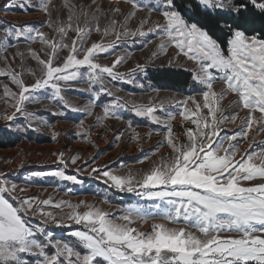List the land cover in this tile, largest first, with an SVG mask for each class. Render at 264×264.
I'll list each match as a JSON object with an SVG mask.
<instances>
[{"label":"snow or ice","instance_id":"snow-or-ice-1","mask_svg":"<svg viewBox=\"0 0 264 264\" xmlns=\"http://www.w3.org/2000/svg\"><path fill=\"white\" fill-rule=\"evenodd\" d=\"M120 3L110 0L105 10L97 0L88 5L63 0L67 11L62 16L54 15L52 0H6L5 8L35 9L47 19L41 27L0 28V77L8 80L0 84L12 109L0 115L12 122L0 133L16 129L18 115L34 119L28 105L45 98L86 115L100 103L105 120L122 119L119 113L127 108L162 134L144 159L165 147L169 155L140 175L116 174L107 166L91 171L110 188L155 202L151 207L156 211L145 213L137 206L115 215L87 202L20 196L18 185L0 173V264H264V142L256 145V136L248 140L253 130L257 136L264 132V0H123L127 12ZM93 34L99 40H92ZM36 43L39 49L32 47ZM136 43L141 50L155 45L152 57L122 72L131 58L127 46ZM161 56L166 59L156 64ZM106 57L111 63L101 62ZM27 59L34 68L26 66ZM152 66L187 72L191 90L180 100L154 98L139 104L113 90L121 82L143 88L137 76L148 77ZM81 83L86 86L80 88ZM70 91L89 92V104H73ZM101 96L112 99L105 104ZM228 96L234 97L229 107L236 108L230 113L223 105ZM241 112L246 113L242 118ZM177 117L191 125L182 128L183 140L174 129ZM238 119V130L225 128ZM129 128L143 151L140 133ZM80 129L77 136L89 135L82 122ZM244 143L249 149L242 153ZM79 159L65 161L59 154L65 168ZM33 175L80 182L62 170ZM46 207L70 211L57 216ZM33 217L39 222L32 223ZM157 217L177 227L154 223L149 232L133 227ZM49 225L79 227L65 239L57 238Z\"/></svg>","mask_w":264,"mask_h":264},{"label":"rangeland","instance_id":"rangeland-1","mask_svg":"<svg viewBox=\"0 0 264 264\" xmlns=\"http://www.w3.org/2000/svg\"><path fill=\"white\" fill-rule=\"evenodd\" d=\"M34 4H38L39 0H33ZM53 5L55 6L56 13L55 14H61L62 16H66V9L62 8L63 0H52ZM72 3L76 5L80 4H91L92 0H72ZM97 3L101 4L102 7L107 10L110 5V0H97ZM6 0H0V28L4 26H10V25H33L35 27H41L42 23L47 19L46 15L36 11L35 9H28L27 11L20 9L19 7H11V8H5ZM125 12L128 11L127 6L123 3V0H121V3L119 5ZM7 13V14H6ZM145 13H139L138 15L143 16ZM155 19V15L153 16ZM122 19V17H120ZM106 22V21H105ZM132 26H136V21L132 22ZM44 31L48 32L49 29L46 27L43 28ZM92 40H99V36L97 34H93L91 37ZM21 50L25 48V44L21 43L20 45ZM33 48L39 49L40 45L38 43L32 45ZM155 48V45H150L147 48H144L141 50V45L139 43L136 44H130L127 46L126 51L130 55V59L125 62L121 67L120 70L122 72H128L130 71L137 62H145L149 61V58L152 57L153 50ZM13 52H15V49L12 48L9 50V55H11ZM171 52L169 53V55ZM166 59V57L161 56L159 59H156V64L161 63L162 60ZM112 58L106 57L101 60L102 63H111ZM26 66L28 67H35V62L31 59L26 60ZM19 65V60L13 64V67H17ZM0 67H3V64H0ZM155 69H166V68H156L155 66L150 67L149 70H155ZM29 83L32 80V77L30 75H25L24 77ZM0 80H2L4 83H8L7 78L0 77ZM137 80L139 83L143 84L145 81V77L140 78L137 76ZM144 80V81H143ZM149 83V89L145 91L144 87L139 89L144 92L139 91H133L129 92L126 89H121L120 85L115 84L114 91L117 92V94L124 99L128 101H134L136 103H148L149 101L153 100L154 98L158 99H170L175 98L177 100L183 99L186 95L174 91H163L155 88L150 82ZM86 85L83 83L80 84L79 87L84 88ZM9 87L12 88L14 91L15 86L11 85L9 83ZM109 87H113L111 84H109ZM222 87V85L217 84L216 88L219 89ZM72 92V91H70ZM83 92V91H78ZM69 96V94H68ZM69 99V98H68ZM112 99V98H111ZM111 99H106L104 96H101L102 103H108ZM234 99L233 96H228L223 101V105L225 106L226 113L234 112L236 111L235 107H229V102ZM75 100V101H73ZM72 103L79 107H85L89 104L90 99L88 97H83L82 100L73 98ZM54 104H57L55 101L49 100V99H43L40 103H31L28 105V111L32 112L35 116L32 120H25L23 116L17 117L15 124L16 129H13L10 134H7L11 136L12 138L19 139V142L13 147V148H7L2 149L0 148V173L6 175L8 177L9 183H15L18 185V195L20 196H26V197H39L40 200L45 199H52L54 203L61 201L63 198V193H82L81 190L86 189L87 187L91 188L95 185V178L93 176L95 173L91 171V169L98 168L100 166L101 169H105L107 166L108 170H112L110 168H116L120 164L127 165L129 163H133L134 160L138 159L139 157L146 155H149L152 153V150L156 149L158 146V142L162 139V134L157 135L153 132V129L157 128L156 126H153L150 129L148 128H135L136 132L140 133L141 137V143L143 148H145L143 151H140L137 153L136 157H120V156H128L129 154L136 152L138 150V144L135 142V140H131V145H134L135 147H132V150L128 151L129 154L126 155L123 154V152L116 150L111 151L110 150V144L107 145V141L109 140H97V145H94L93 141H90V135L91 132H94L98 129V126L102 125L103 122L107 121L103 119V113H102V107L95 106L91 115H83L84 118L81 122L83 123V131H86L89 133L87 136H77L75 133L70 132V138L71 139H77L80 141V144H68L65 141L67 140V136L65 133L67 132L66 127L60 123L61 116L56 115L54 113L62 112V108L60 106H55ZM173 111H177V109L173 108ZM12 109L7 103V98L3 97V85L0 84V115L5 113H11ZM246 113L241 112L240 116L241 118L245 116ZM22 119V120H21ZM60 119V120H59ZM19 121V122H18ZM81 122H75L73 126L80 125ZM6 123H12L4 120H0V128H3V126ZM29 123L31 124V127H28ZM59 123V124H57ZM73 123V122H72ZM57 124V125H56ZM174 129L176 132L182 131L183 127H189V125H184L181 123V119L178 117L175 121H173ZM56 125L55 127H53ZM62 127H61V126ZM72 126V127H73ZM240 120L238 119L236 123H226L225 128L230 129L231 131H236L240 128ZM132 130V129H131ZM30 131H32L30 133ZM79 131L81 129L79 128ZM152 133V135L148 136L149 133ZM55 133V136H54ZM120 134V133H119ZM1 135H5L3 133H0ZM127 135L132 136V131L129 133H124L122 138L124 141H126ZM256 136V145H260L261 142H264V132H261L258 136L255 133V130L249 135L248 140L251 141L252 137ZM102 137V135H101ZM181 137V140L184 139L183 134ZM146 142H145V141ZM86 141V142H85ZM110 141L116 146L120 139L117 140L116 138L110 139ZM133 143V144H132ZM123 145L126 144V142H122ZM113 145V146H114ZM254 145V146H256ZM100 146V148L98 147ZM76 149V150H75ZM249 149V144L244 143L240 149V151L243 153L244 151ZM100 150V151H99ZM141 150V149H140ZM98 151L100 153H98ZM170 150L168 148H160L158 153L151 154L150 158L147 161V170L153 166L154 163L158 162L161 157H166L169 155ZM63 153L64 156L70 155L71 153H74L69 158H73L76 156H79L80 159L77 160V163L75 165L68 163L67 167L65 168L63 165L59 162V154ZM140 155V156H138ZM102 159H101V158ZM120 157V158H119ZM65 158V157H64ZM100 158V159H99ZM119 158V159H118ZM68 159L67 161H69ZM99 159V160H98ZM116 159L115 161H113ZM98 160V161H97ZM96 162V164H95ZM104 164V165H103ZM145 166V165H144ZM31 167H36L32 171L28 170L31 169ZM146 167V166H145ZM45 168H54L53 171L62 170L65 171L66 174L74 175L77 177V179L80 181L79 183L73 184L70 181H63V180H49V182L52 184H40L43 182V178L41 176H32L33 173H37L40 171V173H47L51 170L44 171ZM83 169V170H80ZM27 170V171H26ZM43 170V171H42ZM130 173L132 175H140L142 168L141 167H135L132 169H129ZM146 170V171H147ZM51 171V172H53ZM145 172V171H144ZM142 172V174L144 173ZM120 175H127V171H123L121 173H118ZM97 179H101V177L95 176ZM47 182V181H45ZM19 188H26V191L19 192ZM70 190V191H69ZM61 195V196H60ZM134 198L133 201L127 202V207H142L145 210V213L147 212H155L156 210L151 207V205L155 202L144 200L135 194L132 195ZM89 204H94L96 207H101L105 211L119 215L121 212H118L117 210L112 211V209L107 208L106 206L95 202H89ZM46 211H52L57 216L65 215V213H57L54 207H46ZM70 210V209H68ZM80 211H82L80 209ZM39 217H33L32 223H38ZM154 223H167L163 219L157 217L156 219L149 218L147 223H137L134 224L133 227L139 228L143 232H149L153 226ZM168 227H177L175 224L167 223ZM79 226L72 225L71 227H68V229H63L62 233H57V229H59L56 225H49V228L51 231H53L54 235L57 238L63 237L65 239H70L66 234L69 233L72 230H75ZM66 230V231H65Z\"/></svg>","mask_w":264,"mask_h":264},{"label":"crops","instance_id":"crops-1","mask_svg":"<svg viewBox=\"0 0 264 264\" xmlns=\"http://www.w3.org/2000/svg\"><path fill=\"white\" fill-rule=\"evenodd\" d=\"M116 84L120 85L121 89H126L129 92L139 91L140 90L138 84H125V83H122V82L121 83H116ZM144 89H145V91L148 90L149 89V85L145 83L144 84ZM140 92H144V91L140 90ZM83 97H88L90 99L91 98V94L89 92H84V91L83 92L72 91V92H69V96L67 98H69L71 100V102H72L73 98L82 100ZM108 98L111 99V97H108ZM108 98H106V99H108ZM73 101H75V100H73ZM54 105L56 107L59 106L58 104H54ZM96 106L102 107L100 103H97ZM62 112L64 114L60 115V116H61V121H63V122H60V123L63 125V128H64V126H67L66 127L67 132L65 133V135L68 138L67 140L65 139L64 142H66L68 144H73V145L80 144L81 143L80 141H78L77 139H71L69 136H70V132L72 134L73 133L77 134V132L79 131L80 125H75V126H73V125H74L75 122L79 123L83 119H86L83 116L85 114L83 112H71L69 110H64V109L62 110ZM102 113H103V109H102ZM119 115L122 117V119H119V120H117V119H107V121L103 122L102 125L98 126V129L95 131V133L91 132L90 141L94 140L93 141L94 145H97V143H98L97 140L98 139L100 141L104 140V139L105 140L107 139V140H109V141L106 140L107 141V145L109 146V144H110V150L108 151V153H110L111 151L119 150L120 152L122 151L123 154H125L124 152H126V149H127V152H126V155H127V154H129L128 151L132 150V147H135L134 145H131V143H130V141L133 140L132 136L127 135L128 140L126 139V141H124V139L122 138L124 133H129L130 131H132L131 128H129V124H131L134 128H139V127L145 128L146 127L148 129H150L151 127L153 129V126H156V125L151 124L149 121H147V120H145L143 118L136 117L127 108L121 110ZM27 121H29V120H27ZM57 124H59V123H57ZM56 125H54L53 127H55ZM189 126H191V125H189ZM119 133L122 134V135L120 136L119 143L115 146L110 141V139L116 138V136ZM177 134L182 136L183 133H182V131H180V132H177ZM101 135H102V137H101ZM122 142H126V144L123 145ZM98 147L100 148V146H98ZM138 147H140L139 144H138ZM140 149H141V147L138 148V150L136 152H133V153L129 154L128 156H125V155L123 156L122 155L120 157H132V158L136 157L137 153H139L141 151ZM144 149L145 148H143V150ZM99 151H98V153H100ZM73 154L74 153H71L70 155H67V156L65 155L64 156L65 157L64 160L67 161L68 159H70L69 157L71 155H73ZM138 156H140V155H138ZM115 160L116 159H114L113 161H115ZM142 160H143V162H141ZM146 160H148V159H146ZM146 160L144 159L143 156H141L138 159L134 160L133 163H129L127 165L120 164L118 167L110 168V169H112L111 171L116 173V174H117V172L121 173L123 171H127V174H129L130 173L129 169H132V168H135V167H141L142 171L140 173L142 174V172H144V171L146 172L147 168L149 167V166H147L148 163H147ZM95 164H96V162H95ZM100 166H98V169H101ZM35 168L36 167H31V169H28V170L32 171ZM48 170L53 171L54 168H45L44 169V171H48ZM101 170H104V169H101ZM40 171L41 170H39V172ZM51 171H49L47 173H51ZM67 175H69V174H67ZM32 176H34V175L32 174ZM95 176H97V175L95 174L93 176V178H95L94 187H91V188L87 187L86 189L81 190L82 193H78V192H76V193H63L64 191H62V194H63L62 196L64 198L62 200L70 201L73 204H76V203H79V202H87V203L95 202L96 204L100 203V204L106 206L107 208L112 209V211L117 210L118 212L122 213V211L125 210L126 207H127V202H130L131 200L134 199L132 197L133 194L121 193V192H119V191H117V190H115L113 188H110L108 185L103 183L102 178L101 179H97ZM41 177L43 178V182L40 183V184H48V185H51V186H52V184L49 182V180L50 181L53 180L54 182L56 180L57 181L56 183H58V180H60L58 177H53V176H50V175H44V176H41ZM45 181H47V182H45ZM133 201H136V200H133ZM81 210L84 211L83 208H81ZM53 211H56L57 213H59V212L66 213L67 211H70V210L65 209V210L62 211L60 209H56V210H53ZM58 228H59V229H57V233L58 234L62 233V231H64L63 229H66V230L68 229V227H58Z\"/></svg>","mask_w":264,"mask_h":264},{"label":"trees","instance_id":"trees-1","mask_svg":"<svg viewBox=\"0 0 264 264\" xmlns=\"http://www.w3.org/2000/svg\"><path fill=\"white\" fill-rule=\"evenodd\" d=\"M166 73H178L176 75H169ZM142 78V76H139ZM144 81V80H143ZM150 82L155 88L163 91H174L182 94H187L191 90V80L187 72H179L177 69H155L149 70V76L145 77L143 85ZM32 131H30L31 133ZM19 139L12 138L9 135L0 136V148H13Z\"/></svg>","mask_w":264,"mask_h":264}]
</instances>
